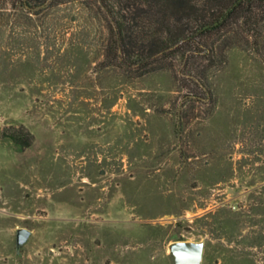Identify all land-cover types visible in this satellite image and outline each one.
<instances>
[{
    "label": "rangeland",
    "instance_id": "1",
    "mask_svg": "<svg viewBox=\"0 0 264 264\" xmlns=\"http://www.w3.org/2000/svg\"><path fill=\"white\" fill-rule=\"evenodd\" d=\"M104 36L81 3L0 10V264H264V57L231 49L178 135L172 77L100 69Z\"/></svg>",
    "mask_w": 264,
    "mask_h": 264
},
{
    "label": "trees",
    "instance_id": "2",
    "mask_svg": "<svg viewBox=\"0 0 264 264\" xmlns=\"http://www.w3.org/2000/svg\"><path fill=\"white\" fill-rule=\"evenodd\" d=\"M90 8L103 23L100 69L137 78L168 73L180 92L176 133L198 119L199 106L213 109L210 77L227 63L231 49L264 57V0H0V10L49 9L71 3ZM30 142L14 138V144Z\"/></svg>",
    "mask_w": 264,
    "mask_h": 264
},
{
    "label": "water",
    "instance_id": "3",
    "mask_svg": "<svg viewBox=\"0 0 264 264\" xmlns=\"http://www.w3.org/2000/svg\"><path fill=\"white\" fill-rule=\"evenodd\" d=\"M30 236L25 229L16 231V248H20ZM204 245L202 242L174 241L168 245L172 264H201Z\"/></svg>",
    "mask_w": 264,
    "mask_h": 264
}]
</instances>
